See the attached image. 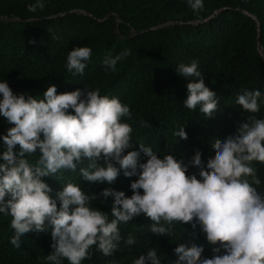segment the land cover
<instances>
[{
    "label": "clouds",
    "instance_id": "obj_1",
    "mask_svg": "<svg viewBox=\"0 0 264 264\" xmlns=\"http://www.w3.org/2000/svg\"><path fill=\"white\" fill-rule=\"evenodd\" d=\"M184 2L194 13L204 8V0ZM27 7L35 13L45 7L44 0ZM91 51L88 46L74 47L67 55L68 72L83 75ZM128 55L123 51L106 56L105 70L116 71ZM175 72L186 81L183 106L211 117L219 98L206 86L198 60L180 62ZM234 103L257 113L264 93L244 90ZM0 117L12 125L0 134V215L12 218L14 247L19 248L21 236L29 231L50 232L52 251L44 257L45 264H62L65 258L69 264H82L93 251L104 256L117 251L122 240L119 225L143 215L150 220L147 231L158 236L172 238L182 224L205 234L212 257L203 256V246L179 244L174 249L176 264H264V190H257L262 181L252 166L264 164V118L251 117L238 124L234 134L215 140V157L205 164L199 150L187 162L172 153L158 155L142 143L125 154L133 147V128L127 122L132 118L130 107L118 96L100 95L99 89L58 94L56 85L50 84L38 99L14 93L2 79ZM173 136L187 139L183 126ZM37 150L38 159L30 163ZM141 152L146 157L142 162ZM190 166L197 171L186 175ZM65 170H78L90 183L112 184L121 173L136 179L130 183L131 196L111 187L98 196L69 181L53 197L42 177L58 178ZM108 197L110 213L93 206L92 201L105 203ZM135 244V236L123 238L129 250ZM161 261L157 249L150 248L132 264Z\"/></svg>",
    "mask_w": 264,
    "mask_h": 264
},
{
    "label": "trees",
    "instance_id": "obj_2",
    "mask_svg": "<svg viewBox=\"0 0 264 264\" xmlns=\"http://www.w3.org/2000/svg\"><path fill=\"white\" fill-rule=\"evenodd\" d=\"M33 2L0 0V80L5 79L14 93L38 99L50 84L56 85L58 94L88 88L99 89L100 95L118 96L132 113L127 122L133 128V147L125 154L138 150L142 143L158 155L172 153L187 162L199 150L206 164L215 157V140L234 134L238 124L251 117L264 118V104L259 112L248 113L234 103L244 90L264 93V57L259 52L260 48L264 53V0H204L198 13L184 0H44L45 7L32 13L27 6ZM78 46L90 47L91 58L84 74L73 76L66 68L67 55ZM123 51L129 55L118 62L116 71H106L104 58ZM194 59L206 86L219 98L211 117L183 106L186 81L175 67ZM11 126L0 117V134ZM180 126L187 139L174 138ZM38 154L39 150L29 157L30 163H35ZM139 160H146L142 152ZM252 166L262 181L257 190H264V164L253 162ZM196 171L190 166L186 175ZM42 179L53 197L69 181L98 196L105 187L131 196L130 183L136 177L121 173L112 184L90 183L78 170H65L58 178ZM111 202L108 197L105 203L97 199L92 204L110 213ZM11 219L0 215V264H45L44 257L52 251L50 232L29 231L21 236L17 248L10 243L14 235ZM149 223L141 215L119 225L118 250L109 256L93 251L82 264H132L150 248L157 249L161 264H176L174 249L179 244L203 246V256L212 257L199 228L194 233L190 224L181 225L185 231L177 225L176 234L169 238L147 231ZM128 235L136 237L131 250L123 245ZM62 264L69 262L65 258Z\"/></svg>",
    "mask_w": 264,
    "mask_h": 264
},
{
    "label": "built area",
    "instance_id": "obj_3",
    "mask_svg": "<svg viewBox=\"0 0 264 264\" xmlns=\"http://www.w3.org/2000/svg\"><path fill=\"white\" fill-rule=\"evenodd\" d=\"M259 52L261 53V55L264 57V53L263 51L259 48Z\"/></svg>",
    "mask_w": 264,
    "mask_h": 264
}]
</instances>
